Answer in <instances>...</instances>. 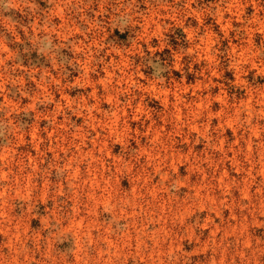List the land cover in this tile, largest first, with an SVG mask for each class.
<instances>
[{"label": "rangeland", "instance_id": "rangeland-1", "mask_svg": "<svg viewBox=\"0 0 264 264\" xmlns=\"http://www.w3.org/2000/svg\"><path fill=\"white\" fill-rule=\"evenodd\" d=\"M0 264H264V0H0Z\"/></svg>", "mask_w": 264, "mask_h": 264}]
</instances>
